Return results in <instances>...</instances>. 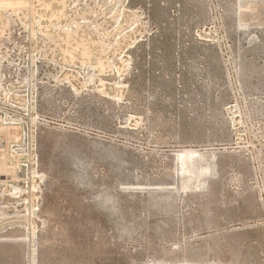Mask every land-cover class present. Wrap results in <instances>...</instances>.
Here are the masks:
<instances>
[{"label": "rangeland", "instance_id": "1", "mask_svg": "<svg viewBox=\"0 0 264 264\" xmlns=\"http://www.w3.org/2000/svg\"><path fill=\"white\" fill-rule=\"evenodd\" d=\"M262 86L264 0H0V264H264Z\"/></svg>", "mask_w": 264, "mask_h": 264}, {"label": "bare ground", "instance_id": "2", "mask_svg": "<svg viewBox=\"0 0 264 264\" xmlns=\"http://www.w3.org/2000/svg\"><path fill=\"white\" fill-rule=\"evenodd\" d=\"M261 50H262V49H261ZM243 58H244V57H243ZM258 59H259V58H258ZM242 62H243V61H242ZM255 62H256V61H255ZM247 64H249V63H247ZM261 65H262V64H261ZM258 66H259V64H258ZM161 69H162V68H161ZM245 69H246V68H245ZM237 71H238V70H237ZM248 71H249V70H248ZM248 71H247V72H248ZM245 73H246V72H245ZM249 73H250V72H249ZM260 73H261V72H260ZM239 74H241V73H239ZM253 74H254V73H253ZM253 74H252V75H253ZM250 75H251V74H250ZM252 75H251V76H252ZM218 76H219V75H218ZM240 77H241V76H240ZM262 77H263V76H262ZM241 78H242V77H241ZM262 79H263V78H262ZM254 80H255V79H254ZM257 81H258V80H257ZM216 82H217V81H216ZM240 84H241V83H240ZM246 85H247V84H246ZM250 86H251V85H250ZM262 88H263V86H262ZM263 89H264V88H263ZM255 90H257V89H255ZM150 98H151V97H150ZM196 122H197V121H196ZM199 124H200V122H199ZM189 129H190V128H189ZM190 130H191V129H190ZM99 157H100V156H99ZM2 164H3V163H2ZM74 165H75V164H74ZM0 166H1V165H0ZM2 166H4V165H2ZM6 167H7V166H6ZM78 167H79V166H78ZM79 170H80V169H79ZM80 180H81V179H80ZM76 183H77V182H76ZM117 183H118V182H117ZM83 184H84V183H83ZM118 184H119V183H118ZM72 185H73V184H72ZM149 185H150V184H149ZM149 185H148V186H149ZM121 186H122V185H121ZM123 186H124V185H123ZM123 186H122V189H123ZM135 186H136V185H135ZM166 186H167V185H166ZM155 187L158 188L159 186L156 185ZM162 187L165 188V186H162ZM92 188H93V187H92ZM132 188H133V187H132ZM132 188H131V189H132ZM137 188H138V185H137ZM145 188H146V187H145ZM151 188H152V187L150 186V191H151V190H154V189H151ZM164 188H163V189H164ZM166 188H167V187H166ZM89 189H90V187H89ZM128 189H130V186H129ZM131 189H130V190H131ZM147 189H148V191H149V188H147ZM158 189H160V187H159ZM125 190H126V189H125ZM166 190H167V189H166ZM133 191H134V190H133ZM157 191H159V190H157ZM157 191H156V192H157ZM125 192L127 193V190H126ZM131 192H132V191H131ZM152 192H153V191H152ZM162 192H163V190H162ZM154 193H155V191H154ZM154 193H153V194H154ZM159 193H160V192H159ZM121 194H122V193H121ZM148 194H149V193H148ZM153 194H152V195H153ZM127 195H128V194H127ZM150 195H151V194H150ZM154 195H155V194H154ZM162 195H163V194H162ZM156 197H157V196H156ZM163 197H166V196H163ZM149 198H150V197H149ZM151 198H152V197H151ZM153 198H154V197H153ZM153 198H152V200H153ZM105 199H106V198H105ZM169 199H170V198H169ZM172 201H173V200H172ZM107 202H108V201H107ZM148 202H149V201H148ZM111 203H112V202H111ZM150 203H151V202H150ZM153 203H154V202H153ZM153 203H152V204H153ZM165 203H166V201H165ZM174 203H175V202H174ZM152 204H151V205H152ZM157 204H158V203H157ZM104 205H105V204H104ZM146 205H147V204H146ZM152 206H155V205H152ZM168 206H169V205H168ZM168 206H167V207H168ZM148 207H149V205H148ZM148 207H147V208H148ZM149 208L151 209V207H149ZM165 208H166V207H165ZM153 209H154V208H153ZM163 209H164V208H163ZM168 209H169V208H168ZM153 211H155V210H153ZM156 212H157V210H156ZM158 213H159V212H158ZM151 214H152V213H151ZM136 219H137V218H136ZM132 220H133V219H132ZM123 229H124V228H123ZM99 238H100V237H99ZM94 239H95V238H94Z\"/></svg>", "mask_w": 264, "mask_h": 264}]
</instances>
